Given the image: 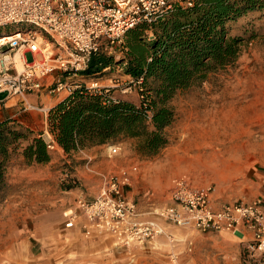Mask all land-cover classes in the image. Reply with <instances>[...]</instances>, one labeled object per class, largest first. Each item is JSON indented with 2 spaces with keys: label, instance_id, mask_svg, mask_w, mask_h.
Instances as JSON below:
<instances>
[{
  "label": "rangeland",
  "instance_id": "1",
  "mask_svg": "<svg viewBox=\"0 0 264 264\" xmlns=\"http://www.w3.org/2000/svg\"><path fill=\"white\" fill-rule=\"evenodd\" d=\"M16 28L0 29V37ZM232 33L245 38L239 58L176 93L169 103L175 118L165 129L169 142L157 155L143 156L137 141L126 139L88 153L90 170L88 156L76 152L53 150L49 162L32 164L21 150L13 152L0 184V264H264V253L250 251L245 238L228 232H189L190 251L184 235L175 246L161 240L126 249L105 234L87 237L80 225L67 228L64 218L79 196L90 200L99 193L101 174L123 170L130 177L126 194L146 207L165 206L177 178L212 184L219 202L264 201V10L233 23ZM143 36L153 38L151 31ZM127 52L124 37L102 53L115 65L87 80L98 79L113 98L139 103L142 84L126 72ZM27 58L33 59L30 53ZM36 96L29 95L45 106ZM0 111L37 133L45 129L44 112L25 109L18 97L0 102ZM113 145L121 152L111 156Z\"/></svg>",
  "mask_w": 264,
  "mask_h": 264
},
{
  "label": "built area",
  "instance_id": "2",
  "mask_svg": "<svg viewBox=\"0 0 264 264\" xmlns=\"http://www.w3.org/2000/svg\"><path fill=\"white\" fill-rule=\"evenodd\" d=\"M195 0H0V29L16 26L12 35L0 43V93L18 97L25 109L47 113L45 106L30 100L40 96L72 94L78 89L108 91L95 78L87 80L84 72L92 59L140 24L152 25L174 7H192ZM4 36V35H3ZM6 36L2 37L5 38ZM32 55L29 61L27 54ZM137 80V79H136ZM142 84L143 77H139ZM47 147H61L45 128L41 133ZM121 152L110 147V155ZM91 157L87 166L90 170ZM101 174V173H100ZM65 178H71L67 172ZM99 193L92 199L79 196L74 207L64 211L67 228L81 226L87 237L106 232L121 248L146 247L164 240L175 246L181 240L164 221L182 229L201 233L228 232L242 236L248 248L264 253V201L236 199L219 202L212 184L194 186L186 178L174 180L165 206L152 210L156 218H145L138 203L125 187L127 172L101 174ZM247 232L251 237H247ZM192 250L193 241L185 238ZM175 258L177 253H173Z\"/></svg>",
  "mask_w": 264,
  "mask_h": 264
},
{
  "label": "trees",
  "instance_id": "3",
  "mask_svg": "<svg viewBox=\"0 0 264 264\" xmlns=\"http://www.w3.org/2000/svg\"><path fill=\"white\" fill-rule=\"evenodd\" d=\"M261 10L264 0H195L192 7L176 6L152 25L136 26L125 35V69L137 80L143 77L140 102L113 98L111 89H78L49 110V131L66 154L135 139L140 154L157 155L169 142L165 129L175 118L170 101L179 90L234 64L245 38L232 33L233 23ZM148 31L153 34L150 41L143 36ZM115 63L112 57L99 54L84 74H101ZM16 150L29 164L51 160L41 133L18 119H4L0 121V184Z\"/></svg>",
  "mask_w": 264,
  "mask_h": 264
},
{
  "label": "crops",
  "instance_id": "4",
  "mask_svg": "<svg viewBox=\"0 0 264 264\" xmlns=\"http://www.w3.org/2000/svg\"><path fill=\"white\" fill-rule=\"evenodd\" d=\"M67 95L62 93L60 95H46L45 97L42 96H36L37 98H42L41 99V103H45V106L49 112V110L54 107L58 102H60L61 100H63ZM7 99L9 98H6L5 100L3 101H0V102H5ZM31 100V99H30ZM16 101V98H13L11 99L10 102H15ZM34 102H38V99L35 100ZM20 103L22 104V101L20 100ZM5 104V103H4ZM23 105V104H22ZM25 108V107H24ZM48 112L47 113H44L43 114V120H44V124H45V128H47L48 126ZM14 115H4L2 111H0V121L4 120V119H7V118H12ZM33 124V123H32ZM106 145L103 144V145H95V146H92V147H89V148H86L84 150H80L76 153H79V154H83L85 156H88L89 154L88 153H91V154H94L96 155L97 152L102 149L103 147H105ZM61 152H64L62 148L59 149ZM132 199H134L136 201V199L134 197H130ZM171 202V198L169 197V201L166 203V204H169ZM138 203V208L139 210L143 213V217L145 218H156V216L152 213V210L155 209L156 207H154V205H151L150 207H146V205H141V203ZM161 207V206H160ZM164 223L171 229V231L173 232V234L175 236H183L188 238L187 235L189 234V232H194L195 230H192V229H182L180 227H177L175 225H173L172 223H169V222H166L164 221ZM197 232V231H196ZM100 234H105L107 236H110L108 235L106 232H102V231H98L94 234L93 237L97 236V235H100ZM225 236H228L230 238H232L231 235H228L226 234ZM247 237H251V233L250 232H247Z\"/></svg>",
  "mask_w": 264,
  "mask_h": 264
},
{
  "label": "water",
  "instance_id": "5",
  "mask_svg": "<svg viewBox=\"0 0 264 264\" xmlns=\"http://www.w3.org/2000/svg\"><path fill=\"white\" fill-rule=\"evenodd\" d=\"M8 93L7 92H1L0 93V101H3L7 98Z\"/></svg>",
  "mask_w": 264,
  "mask_h": 264
},
{
  "label": "bare ground",
  "instance_id": "6",
  "mask_svg": "<svg viewBox=\"0 0 264 264\" xmlns=\"http://www.w3.org/2000/svg\"><path fill=\"white\" fill-rule=\"evenodd\" d=\"M9 35H12V34H9ZM9 35H4V36H6L5 38H2L4 36H1L0 37V43H2L3 41H6L7 39H9V38H7Z\"/></svg>",
  "mask_w": 264,
  "mask_h": 264
}]
</instances>
